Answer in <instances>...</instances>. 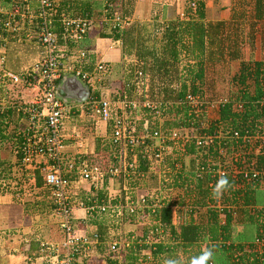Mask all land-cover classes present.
<instances>
[{
	"label": "trees",
	"instance_id": "16d2710c",
	"mask_svg": "<svg viewBox=\"0 0 264 264\" xmlns=\"http://www.w3.org/2000/svg\"><path fill=\"white\" fill-rule=\"evenodd\" d=\"M29 2L30 0L28 3L24 1L21 5L27 6V10L31 13L37 12L38 4L30 6ZM59 2L61 9H64L67 2L65 0ZM105 2L111 6L98 5L96 0H92L86 5L82 4L79 15L85 16L90 22L85 34L92 28L93 22H98L101 26L97 32L98 38H112L113 41L120 43L123 60L120 65L122 68L118 71L121 81L118 101L161 102L166 107L165 114H163L166 119L160 125L154 123L150 129H157L164 133L183 126L189 131L188 137L182 142L167 143L165 151L161 153L159 159H154L149 153L141 154L137 150L134 151V154L132 151L129 153V150L126 149L124 151L125 161L130 163L132 155H135L133 156L135 157V168L134 172H129L127 175L120 173L111 180V190L113 189L112 191L117 193L115 197H110L108 193L110 183H108L107 177H103L95 189L92 185H88L87 190L80 189L79 201L75 198L68 199V205L71 207L81 206L86 210L87 225L85 222L83 225L90 231L89 237L86 239L92 240L98 249L109 241L105 228L107 223L104 218L114 217V219L117 218V221H122L126 216L139 222L141 219H145L147 222L148 227L142 229V236L137 242L133 241L129 247L120 252L119 244L116 243L118 240L114 239L116 241L114 242L115 250L113 252L108 250V256L98 261L102 262L100 264H144L149 260L153 262L160 260V263L164 264V261L171 257L179 259L181 264H189L191 258L199 255L204 247H214L215 255L209 264H264V177L245 181L239 175H232L228 167L231 153L239 147L234 145L232 134L234 132L239 136L245 133L248 136L258 134L263 138V141L247 144V147L242 151V157L245 164H253V171H264V59L255 61L250 57L251 55L244 59L237 53L235 54V50L238 51L237 39L240 38L238 29L233 30L236 33L229 34L231 38L225 36L227 42L225 43L218 33L221 23L204 25L202 3L197 5L191 11L192 13H187V18L193 21L185 22V24L176 22L173 26L165 27L162 30L159 27L151 26L149 33H146L144 28L139 29L142 26L137 28L136 23H132L124 29L112 28L109 23L104 26L101 19L108 18L110 20L114 12L120 19H124L122 14L116 11L117 6H114L116 4L114 1L106 0ZM17 4H19V0H0V7L4 12H7L5 10H8L12 5ZM253 6L254 20L258 22L264 18V1L254 0ZM61 9L59 8L60 14L65 12L66 18L71 17V2L68 3L67 10ZM93 11L96 12L95 16H93ZM2 18L5 19L6 14ZM37 24L38 21L31 23V29L34 32L37 31ZM52 25V32L57 36V41L61 44L60 47L64 46L67 50L75 47L73 44L69 46L61 39L58 19L54 20ZM101 29L102 31H100ZM103 29H106L107 32ZM25 30L26 28L24 31H19L18 34L23 37L26 33ZM11 34L9 30L0 32V51L4 50L3 38ZM209 34L211 39L205 46L204 42ZM33 39L32 42L36 43V47L39 48L40 58L43 50L38 45L34 33ZM247 40L249 43L250 39ZM189 41L191 46H188ZM214 41L220 49L215 57H211L210 54H207V48ZM260 46L264 51V39ZM224 47L229 52L227 55L229 57L226 60L223 59L222 53ZM212 58L219 66L223 63L237 65L236 73L233 76L222 79V84L219 85L222 95L218 98H216L213 86H210L212 82L205 75L206 62H213ZM5 63L6 61L1 65L0 74L5 71ZM146 64L151 67L148 68ZM179 64H181L180 70L177 67ZM107 68L108 65H105V69ZM159 71H161V75ZM137 73L142 82L139 95L135 92L133 82ZM18 76H26L29 79L33 77L31 69ZM154 86L157 87L155 92H153ZM203 90H213L214 95L211 97L213 100L208 99ZM99 92L94 88L92 96L98 97ZM186 94L198 97L201 101H224V104L218 108V118L205 123L204 120L197 122L192 116H187V109H181L174 105L177 99L183 98ZM115 101L114 96L110 97L109 119L104 123L91 117V111L85 109L89 119H96L97 127L100 124V128H102L100 136L105 139L106 143L101 148L99 147L102 141L98 138V132L94 128L95 147H93L92 155L70 156L72 160L85 159L89 165L99 166L102 170L108 166L116 165L117 161L113 157L122 155V153L119 147H113L110 143L114 119L118 117V107L114 104ZM234 105H241V111H235ZM26 106L11 107L5 113L0 114V150L3 148L4 142L7 141L3 131L4 116L7 117L10 113L16 115V118L20 114L28 118L30 115L22 111ZM139 112L144 113L146 118L154 115L145 110H139ZM76 115L77 112L70 116L69 112L66 119L68 117L73 119V116ZM66 119L64 123L67 121ZM127 119H131L130 116L126 117ZM143 121L147 122L148 120H142L140 124ZM38 123H41L40 120ZM91 124L93 123L91 122ZM147 126H150L149 121ZM203 126L204 129H202ZM27 132H32V129H24L16 136L14 147L16 165H20V144L22 137ZM206 136L211 138L210 143L203 142L205 140L203 137ZM198 138L202 139L200 146L195 144ZM146 142L155 143V141L149 140ZM175 157L176 160H174ZM98 158H100L99 161L103 159L105 163L96 162ZM2 165L3 163L0 161V193L5 186L3 181L8 180L5 174L7 170L2 169ZM219 171L227 176L230 186L222 198L214 199L208 185L216 184L219 179L216 177ZM29 172L33 187L39 192L47 193L38 169L29 170ZM63 173L65 179L76 180L75 176L69 177L66 172L63 171ZM212 174L214 177H210ZM149 181H152V186L147 184ZM147 189L150 192H147ZM175 189H180L182 196L172 202L169 193ZM157 191H160V194L155 196ZM140 193L144 194L142 203L137 199ZM127 203L133 204L134 212L128 213L124 209ZM50 206L52 210L53 206ZM101 207L104 208L103 211H100ZM119 207H121V211L118 210ZM237 227H239V231ZM249 230L251 233L253 232L251 237L248 236ZM60 233L63 236L61 231ZM93 236H95L94 240L91 238ZM161 237L162 239H159ZM145 252H148L147 259L141 257ZM179 255H185V260L180 259ZM76 257H80V255L71 254L70 264H75ZM119 257L120 260H118ZM83 264L85 263L83 262Z\"/></svg>",
	"mask_w": 264,
	"mask_h": 264
},
{
	"label": "built area",
	"instance_id": "2783aa9c",
	"mask_svg": "<svg viewBox=\"0 0 264 264\" xmlns=\"http://www.w3.org/2000/svg\"><path fill=\"white\" fill-rule=\"evenodd\" d=\"M24 15L27 19L32 21H38V28L35 32L36 41L40 47H42V52L40 59L31 67V74L33 75L31 81L25 79V81L32 86L36 91L35 101L29 103L22 111L28 113L30 116L28 120L34 124H37L38 129H33L32 132L24 134L22 137V142L20 144V165H22L27 170L38 169L40 175L43 179V186L45 187L50 203L53 206L52 214L58 218V228L63 234V240L61 244L65 248L71 247V253L68 258L71 262V254H77L78 246H85L91 244L92 240H87L86 237L79 238L75 237L73 234V229L70 224V207L68 205V199L66 196V190L68 187H74L75 181L67 180L64 178V172L68 175H74L76 181L87 182L94 188L97 183L103 178L107 177L108 180L116 178L120 173L126 175L129 172H134L135 164L134 158L130 163L125 161L124 151L126 149L134 154V151L142 153H149L154 157V159H159L161 153L165 151L167 143L176 141H183L188 137L187 131L183 133L182 130H188L183 126L177 128L170 132L161 133L159 130L150 129L147 127V123L143 121L142 131L138 133L135 128L130 124L131 119H127L123 116L124 112H138V110H145L155 114L164 113L166 111L165 105L161 102H137V101H117L118 112L117 118L114 119V126L110 136V143L113 147H119L122 155L114 156L113 159L116 163H121L117 165H111L102 170L101 167L95 165H89L85 159H61V149L63 148L61 131L63 130L64 120L69 115L71 108L68 105L63 104L54 95V90L57 82L62 77H74L78 81L84 83L88 88L89 96L85 102V107L91 111V115L95 117L100 122L104 123L109 119V106L110 101L106 97L107 90L104 93L99 92L98 97L92 96L94 88L89 85L92 82H96L92 76H101L107 73L104 63H97L95 66V72L92 74L82 73L74 68H71L69 64L64 67L60 60L63 56L64 46L60 47L57 44V36L52 32V21L56 15L55 10L49 0H38V10L35 13H31L27 9ZM28 11V12H27ZM3 15L0 12V19H3ZM7 16V15H6ZM8 18V17H6ZM59 28L61 31V39L64 43H74L79 41L89 28V20L85 16H78L75 18H66L62 15H58ZM9 19V18H8ZM120 19L116 15H112L109 22L112 24V28L119 27ZM12 22V21H11ZM1 31L6 30L7 21H1ZM77 61H82L85 59L84 51H80L76 54ZM64 68L65 70H62ZM72 71V76L68 75ZM134 87L137 95L140 94V88L142 82L140 75L137 73L135 76ZM91 92V94H90ZM214 104H218L216 107ZM224 104V101H201L198 97L186 94L183 98L177 99L174 105L179 108L187 109V116H192L197 122L208 121V115L210 110L218 111V108ZM83 107L82 110L85 108ZM234 109L237 112L241 111V105H234ZM26 110V111H25ZM202 116H205L203 119ZM40 120L41 123H38ZM214 120V119H212ZM206 121V122H207ZM205 122V123H206ZM30 129V126H29ZM204 129V126L202 127ZM205 140L203 142L210 143V137H203ZM78 135L76 133L68 135L66 137L67 141H74L76 143ZM65 140V139H64ZM155 141L154 144L147 143L146 141ZM202 139H197L196 145L200 146ZM263 141V138L259 137L258 134L253 136H248L246 133L239 136L236 132L232 134V141L235 146H239L237 150H234L230 156V162L228 167L232 175H239L245 181L257 180L260 177H264V171H253L252 163L245 164L242 151L250 141ZM202 142V143H203ZM75 147L77 149L82 148L80 143H76ZM241 151V152H240ZM75 156L80 157L81 154H76ZM65 161V162H64ZM219 177L223 175V172H217ZM216 173V174H217ZM141 176V175H138ZM210 177H214L213 174ZM214 184V183H213ZM212 183L208 186L211 191L214 187ZM144 195L137 196L139 202H143ZM128 213L134 212L133 204L127 203L124 208ZM104 208L101 207L100 211ZM121 211V207L119 209ZM86 211V210H85ZM95 239V236L92 237ZM116 244H111L109 247L110 251H114ZM58 264H66L65 262H60Z\"/></svg>",
	"mask_w": 264,
	"mask_h": 264
},
{
	"label": "rangeland",
	"instance_id": "374dc122",
	"mask_svg": "<svg viewBox=\"0 0 264 264\" xmlns=\"http://www.w3.org/2000/svg\"><path fill=\"white\" fill-rule=\"evenodd\" d=\"M105 1L106 0H97V3L100 4L101 6L109 5ZM65 2L70 3L69 0H65ZM114 6H117V3ZM104 7H107V6H104ZM59 8L61 9V3H59ZM25 9H28V7L17 4L15 6L12 5L8 10H5L7 12H2V14H6L7 15L6 17H8L9 19L5 18V19H0V20L9 22V24H7L6 26L7 28L6 30H9L12 34L7 35L6 37L3 38L4 50L0 51V55H1L0 56V70H1L2 63L6 60L5 51L7 47H4V46H7V43L8 44L10 43L13 45H17V44L21 45L22 40L25 37L24 36L21 37V35H19L18 33H20L19 31H22V30L24 31L25 28H26L25 31L28 33V35L30 32L32 33V29H31L32 22L31 20L27 19L26 16L22 13ZM61 10H64V9L62 8ZM116 11L119 12V14L121 13L119 9H117ZM95 13L96 12L93 11V16H95ZM62 14L60 15L64 16L65 12L64 13L62 12ZM70 15L72 17L80 16L79 11H76V10L72 11ZM113 15L117 16L115 12L113 13ZM122 19H120L119 21L120 29L126 28L129 23H133L132 21L135 20V19L133 20V18L129 21L125 18L123 20ZM11 21H14V22L11 23ZM101 21L105 24L104 26L108 25V23L110 24L108 18L101 19ZM104 21L107 23H105ZM141 24L137 23L136 24L137 28L142 26L139 29L144 28L146 33H149L150 29L145 27L143 24L142 25ZM111 27H112V24H111ZM103 30L106 31V29H103ZM100 31H102V29ZM35 34L36 33L34 32V35ZM26 39L28 40V38ZM109 40L113 41L114 39L112 40L111 38ZM32 41H34L33 37L32 39L29 38V42L33 43ZM115 42H116L115 44H120L117 41ZM184 42H188V41H184ZM237 46H239L242 49L244 48L243 50H247L248 53H250L252 49L253 52L256 53V55H260V53L262 52L261 46L252 47V44L248 43L247 41H245V43L243 41H240L237 44ZM100 61H101L100 63H104V65L108 64V66L110 67L109 62H105L102 59ZM257 61H260V60L257 59ZM121 64L122 63H119L116 69L112 68L114 69V72H116L118 77H119L118 71L122 68L120 66ZM181 64L183 63L181 62ZM181 64L177 66L178 70L181 69ZM209 64L211 65L212 62L208 61L206 62V65H205V67L208 69H210ZM223 64H220V66L219 65L217 66L221 68ZM64 65H66V63H64ZM146 66H148V68L151 67L148 64H146ZM225 67L226 69L224 70V74L222 73L223 71L221 72L219 70L215 71L218 74V77L215 80H213V77H212L214 76L215 78L216 75L214 73H212L211 75L210 71L207 74L205 72V74L209 76V79L211 82L216 81V84H218L216 89H214L216 98L222 95V91H221L222 89L219 87V85L221 86L222 84V79H226V77L230 78L231 76H233V74L236 73V69H237L236 64L227 63ZM22 69L23 70L21 73L23 74L27 69L25 68H22ZM111 72L113 74V70ZM220 74L224 75V77L222 78ZM107 77H108L107 75H103L101 77L93 75L92 78L96 82H94L92 85V82L90 81L91 84L89 85H91L93 88L98 89V92L100 91L104 93V90H108V93H106L107 95L106 97L110 101V97L114 96L116 100L114 104L118 107V104H116V102L119 100L118 99L119 86H120L119 80L118 79L110 80V78L108 79ZM25 79H28V81H31L29 78H26V76L19 77L18 75L15 76V75H12L11 73L10 74L6 73L5 71L1 72L0 74V114L5 113L6 110L10 109L11 107H20V105L26 106L29 103H32L35 101L34 96H36V91L33 89L32 87L33 85L29 86L28 83L24 81ZM153 88H154L153 92L157 91L156 86H154ZM203 92H204V95L208 99L213 100V98H211L212 95H214L213 90H209V91L203 90ZM122 101L127 102L128 100H122ZM217 105L218 104H214L213 106L216 107ZM153 114L154 115H152L151 117L149 116V118H146L144 113L139 112L138 110V112H135V113L124 112L123 116L124 117L130 116L131 118L130 124L132 125L133 128H135V130L138 133H140L142 131V127H144L142 124H140V121L148 120L150 126H147V127L149 128L154 123H156V125L162 124L166 119L165 116L163 115L165 114V112L164 113L161 112L159 114H155V113ZM207 115H208V121H211L212 119L216 120L218 118L217 111L210 110L209 114ZM4 117L5 118L3 119V122L5 124L3 125V131H4V135L7 141L4 142L3 148H1L0 150V161L3 163L1 168L2 169L4 168L7 170L5 174L8 180L3 181L5 186L1 190L2 193H0V198L2 199L0 200V205L2 204L3 206L6 205V209L10 206H15L21 209L23 218L25 219L26 222H28L27 225L28 227H31L30 228L31 230L25 234H23L20 228H16V229L8 228L4 231V233L3 231H0V264H39V263L41 264L43 263V260L48 261L47 264H58L60 260L67 264V262L69 261L68 256L71 253V247L65 248L63 244H61V241L63 240V236L61 235L60 230L58 228L59 220L57 217H55L52 214V210L50 206L51 203H50V199L48 198V194L45 191L39 192L33 187L32 182L30 180V176H29L30 175L29 170L24 168L22 165H16V160L14 157V147L16 143L15 141L16 136L19 133H22L24 129L27 130L29 126H30V129L32 128L34 130L38 129L37 124L30 122L28 118L24 117L22 114H20L18 118H16V115L14 114L11 115L10 113L9 115H7V117L6 116ZM202 117L203 119H205V116H202ZM88 119L89 117L87 114H84V115L82 114L79 117H77L76 122H71L68 128L64 127V124L66 125L68 123L67 121L63 124V130L61 131V136L63 137L62 138L63 148L60 151L61 159L65 160V159L70 158L68 157L69 154L66 155L65 150L67 149L68 145H66L65 143H67L66 137L74 133L78 135L79 141L82 140L83 143L84 141H87V143H90L92 144L91 146L95 147V136L93 135L94 134L93 131L95 128L98 132V138H100L101 139L100 141H102L99 147L101 148L102 146H104L106 141L104 138H102V136H100L102 135V128H100V124H98V127H97V123L95 119L92 121L90 119L88 121ZM206 121L207 120H205V122ZM91 122L93 124H91ZM147 122L145 121V123ZM182 131L183 133L185 131H187L188 133L189 130H182ZM254 142L255 141L253 140L250 141V143H254ZM99 159L100 158H98L96 162H102L103 164L105 163L102 158L101 159L103 161L102 160L99 161ZM174 160H176V157L174 158ZM117 164L121 165V163H116V165ZM71 176L73 177L74 175H69V177ZM111 180L112 179L108 180V183H110V186L108 187V193L110 197H115L117 193L112 191L113 189L111 190V185H112ZM72 181H75L76 183L74 184V187L72 188L68 187V189L66 190L67 199L71 200L72 198H75L77 201H79L78 197L81 196L80 195L81 193H79L80 189L87 190L89 183L82 182L79 180L76 181L74 179ZM147 184L149 186H152V181H149ZM155 185H156V182H155ZM147 192H150V190L147 189ZM159 194H160V191L155 192V196H158ZM169 194H170L169 196L170 201L174 202L181 198L182 191L180 189H175V190H172ZM70 210H71L70 211L71 213L70 224L73 229L72 235L75 236L77 234L75 236L77 238H79V236L88 238L89 237L88 233L90 234L89 228H86L83 225V222L86 223V220L88 218L86 215L87 212L85 213V210L81 206L77 208L75 206L73 207L70 206ZM78 211L83 212V215H84V217L82 218L83 220H81L77 216L79 215ZM104 220L107 223L106 224L107 226L105 228H106L107 240L109 241L104 246H100L99 249L96 248V246L93 243L87 244L85 246H78L77 247L78 252L76 253L80 255V257H76V259L79 258L85 264H100L101 261H98V260H101L102 258H105L108 256V253H109L108 250L110 251V249L108 248L111 246V244H114V242H116L115 240H118V242L116 243L119 244L120 252H122L124 249L129 247L133 241L137 242L138 239L142 236V229L148 227L145 219H141L139 222L138 220L136 221L133 218L131 219L125 216V219H123L122 221L120 220L117 221V218L114 219V217L112 218L107 217L106 219L104 218ZM237 228L239 231V227ZM252 233L249 230L248 236L251 237L253 235ZM159 239H162V237ZM141 257H144L147 259L148 252L143 253ZM179 257L180 259L185 260L186 256L179 255ZM120 259L121 258L119 257L118 260ZM71 261H72V258H71ZM149 263L150 264H155V263L162 264V262L160 263V260L159 262L157 261L153 262L149 260L144 264H149Z\"/></svg>",
	"mask_w": 264,
	"mask_h": 264
},
{
	"label": "crops",
	"instance_id": "0c3cea01",
	"mask_svg": "<svg viewBox=\"0 0 264 264\" xmlns=\"http://www.w3.org/2000/svg\"><path fill=\"white\" fill-rule=\"evenodd\" d=\"M24 1L28 3L29 0H19V4L21 5ZM52 1L53 2L51 4L57 13V16L53 18L52 22H54V20L56 21L58 19L57 17L61 13V11L59 10L60 0H52ZM69 1L71 2L72 11L76 9H77L76 11H79L81 8L80 5L82 4L86 5L88 4V2L92 0H78L77 2L76 0H69ZM111 1L117 3V7H118L117 9L120 10L122 16L128 21L131 20L132 18L133 20L138 19L132 22L136 24L142 23L145 27L149 29L151 28V26L159 27L161 30L165 27L173 26L176 22H182L185 24V22L193 21L187 18L188 17L187 13L188 12L192 13L191 11H193L197 5L202 3L204 25L205 26L213 25L216 22L221 23V25H219L218 33L220 35V38L223 39L224 41H225V36L231 38L229 34L232 35L236 33L233 31L236 29H238L239 32L238 36L240 37L239 39H237V44L240 41H243L245 43V41H248L247 39H250L249 43L252 44V47L254 46L260 47V44L264 39V34H263L264 18L258 22L254 20V6H253L254 0H111ZM36 3L38 4V0H30L29 2L30 6H35ZM67 9H68V2L64 10ZM0 12L1 13L4 12V10H2L1 7H0ZM75 17L78 16H74V17L71 16L70 18H75ZM93 23L94 24L90 29V31H88V33H86L79 41H75L73 43V46L75 47H71L69 50H67L66 48L63 49L64 50L63 56L60 62L63 64V67L65 66L64 63H66L69 64L71 68H74L82 73L92 74L95 72L94 70L96 64L98 62L100 63L101 62L100 60L102 59L103 61L109 62L110 64V67L108 66L107 68V73H106V75L108 76L107 78L108 79L110 78V80H116V79L119 80V77L117 76L116 72H114V69H116L118 67L117 65L119 63H122L123 60L122 57L123 52L121 51L120 44H115L116 43L115 41H110L109 39L98 38L97 29H99V23L98 22H93ZM130 24L132 23H129L127 26H129ZM32 33H34L33 30ZM32 33L30 32L28 35V33L26 32V34L23 35L25 38L22 40L21 45L19 44L13 45L9 43L6 46L7 47L5 51L6 63L4 67L6 73L9 74L11 73L12 75L15 76L20 74L22 75L21 73L23 70L22 68L27 69L25 71L27 72L29 69H31V67L35 64V62H38V60L40 59L39 48L36 47L37 46L36 43L29 42V38H31L30 35ZM26 38H28V40ZM210 39H211V35L209 34L205 39L204 42L205 46L208 45ZM225 43L227 42L225 41ZM71 44L72 43H68L69 46ZM188 44L190 45V41ZM57 45L59 46L61 44L58 43ZM239 48L240 47L238 46V51L235 50V52L234 51L233 52L235 54L237 53V55H239L241 58L247 59L248 56L251 55L250 57L255 61H257V59L258 60L264 59V51H262L260 55H256V53L253 52L252 49L250 53H248L247 50H243L244 48L243 49L242 48L239 49ZM219 49L220 48L218 47L217 43L214 41L212 44L208 46L207 54H210L211 57L213 56L215 57ZM80 51H84L85 59L82 61H77L76 54ZM222 53H223V59L226 60L229 57L227 56L229 52L226 49V47L223 48ZM215 61L216 60L213 59L212 64L211 65L209 64L210 66L208 65L210 69L206 68L205 70L206 74L210 71L211 75L212 73L216 75L215 78L214 76H212L213 80H215L218 77V74L215 72L216 70H219L220 72L223 71L222 73L224 74V70L226 69L225 67L226 63L223 64L221 68H219L216 65ZM62 70L65 69L62 68ZM112 70H113V74L115 73L114 75L111 72ZM159 74L161 75V71H159ZM68 75L72 76V71ZM206 77L209 78V76L207 75ZM221 77L223 78L224 75H221ZM160 80L162 79L160 78ZM120 82L121 81L119 80V83ZM80 83L83 86H85L84 83L82 82ZM211 85L213 86L214 89H216V87L218 86V84H216V81L210 83V86ZM68 106L69 108H71L70 116L75 115V112H77V115L73 116V119H70V117L66 119L68 123L66 125L64 124L65 128H68L70 126L71 121L76 122L77 117H79L82 114L83 115L86 114L85 109H87L85 107V102L80 104L70 103L68 104ZM83 107L85 108L82 110ZM78 139H76V143H80L82 145V148L77 149L75 147L76 143L74 141H72L73 143L67 141V143H65L66 145H68L67 149L65 150L66 155L69 154L68 157L75 156L76 154H81L82 156L85 157L91 156L93 153V146H91L92 144L87 143V141H84L83 143L82 140L79 141ZM0 200L2 199L0 198ZM78 214L79 215L77 214L76 215L81 220H83L82 219L84 217L83 212H79ZM27 223L28 222H26L25 219L23 218L21 209H19L18 207L10 206L6 209V205L5 206H3V204L0 205V231H3L4 233V231L8 228L10 229L20 228L23 234H25L31 230L30 229L31 227H28ZM47 262L48 261L43 260V263L41 264H45V263L47 264ZM75 264H83V262L78 258Z\"/></svg>",
	"mask_w": 264,
	"mask_h": 264
},
{
	"label": "water",
	"instance_id": "95a60500",
	"mask_svg": "<svg viewBox=\"0 0 264 264\" xmlns=\"http://www.w3.org/2000/svg\"><path fill=\"white\" fill-rule=\"evenodd\" d=\"M54 95L63 104H80L87 101L89 91L74 77H62L55 87Z\"/></svg>",
	"mask_w": 264,
	"mask_h": 264
},
{
	"label": "clouds",
	"instance_id": "9594fccd",
	"mask_svg": "<svg viewBox=\"0 0 264 264\" xmlns=\"http://www.w3.org/2000/svg\"><path fill=\"white\" fill-rule=\"evenodd\" d=\"M103 6L110 7V5H103ZM229 186L230 185L227 176L221 175L212 189V198L214 199L222 198L223 194L225 193V191L228 190ZM214 255H215L214 247H204L199 255L193 256L191 258L189 264H209V262L213 260ZM164 264H181V261L177 258L170 257L164 261Z\"/></svg>",
	"mask_w": 264,
	"mask_h": 264
}]
</instances>
